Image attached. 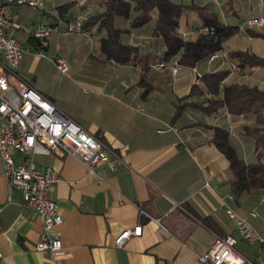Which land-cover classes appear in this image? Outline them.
I'll return each mask as SVG.
<instances>
[{"label": "crops", "instance_id": "0c3cea01", "mask_svg": "<svg viewBox=\"0 0 264 264\" xmlns=\"http://www.w3.org/2000/svg\"><path fill=\"white\" fill-rule=\"evenodd\" d=\"M173 1L184 5L177 31L185 39H195L201 25L192 4L208 6L223 23L239 26L221 50L194 67L179 65L175 74L167 66H149L143 72L139 64L109 59L100 48L106 32L96 23L85 27L87 34L63 30L67 20L79 18L83 22L103 12L104 0L48 1L52 9L47 12L54 18L50 23L60 25L48 45L55 76L44 78L46 72L36 60L39 54H31L33 51L23 55L17 74L102 139L123 161L115 169L100 163L89 173L72 154L35 156L37 165L53 166L60 174L50 195L63 217L55 228L62 250L49 255L36 250L42 221L33 207L25 205L20 190L9 188L0 157V264H205L197 254L212 244L215 233L236 234L234 221L225 213L226 204L264 231L257 220L263 214L264 191L238 196L232 192L229 161L211 141L213 129L207 126L226 128L238 155L254 162V140L241 131L244 124L254 122L253 117L231 115L224 107L207 114L190 105L173 117L177 98L187 95L192 84L204 91L200 77L205 72L228 69L225 82L264 87V66L237 71L231 68L235 61L227 54L243 49L264 56V38L246 31L252 28L264 33V0ZM134 15L116 19L121 28H128L122 41L143 53L161 54L166 47L162 37L154 33L155 15L141 26L130 27ZM249 19H261L263 24L251 26ZM21 33L28 38L20 30L16 33L19 40L17 34ZM56 56L68 60L67 73L56 68L52 60ZM28 73L31 81L24 78ZM204 96L206 93H194L186 101H199ZM14 158L21 161L23 156L15 153ZM253 209L256 216L249 214ZM204 216L212 220L214 228L201 221ZM136 223L142 224V233L117 246V234ZM253 248L251 258L257 259Z\"/></svg>", "mask_w": 264, "mask_h": 264}, {"label": "built area", "instance_id": "2783aa9c", "mask_svg": "<svg viewBox=\"0 0 264 264\" xmlns=\"http://www.w3.org/2000/svg\"><path fill=\"white\" fill-rule=\"evenodd\" d=\"M45 1L54 0H0V157L9 188L19 189L25 205L33 207L42 221L43 228L35 244L36 250L57 255L62 250V240L55 228L63 222V217L50 190L52 184L60 179V174L53 166L37 165L35 156L72 154L85 164L89 173H94V167L100 163L115 169L123 159L102 139L63 113L49 98L17 74L24 53L32 50L16 37V33L20 30L27 33L33 41L32 45L39 48L37 54L45 56L41 49L48 47L52 32L59 30L60 25L46 22L28 28L19 21V13L12 6H39ZM63 30L88 33L79 18L67 20ZM197 32L212 34L214 27L200 25ZM52 60L61 72L69 71L70 65L65 57L56 56ZM165 66L174 74L179 68L176 60L151 64L157 69ZM230 66L240 70L235 62H231ZM15 153L21 154L23 159L16 161ZM225 213L234 221L236 234L215 233L212 244L197 254L198 260L205 264H264V231L255 228L246 216L239 214L229 204H226ZM249 214L256 216L257 212L253 209ZM141 233L142 224L136 223L131 228L121 230L114 243L121 246L130 236ZM239 239L256 246L257 259L240 253L236 246Z\"/></svg>", "mask_w": 264, "mask_h": 264}, {"label": "trees", "instance_id": "16d2710c", "mask_svg": "<svg viewBox=\"0 0 264 264\" xmlns=\"http://www.w3.org/2000/svg\"><path fill=\"white\" fill-rule=\"evenodd\" d=\"M104 5L103 12L86 18L82 22L83 26L96 23L99 29L105 30L106 36L100 39V48L106 57L121 64H139L143 72L151 63H166L171 60H176L185 67H194L199 61L221 50L223 43L239 30V26L223 23L208 6L192 4L201 25L213 26L214 32L198 33L195 39H185L177 31L183 13L182 3L173 0H104ZM59 11L63 15L64 11ZM132 13L135 15L130 20V27L141 26L155 15L154 33L162 37L166 47L161 54L143 53L137 46L122 41L128 28H121L116 19H129ZM246 31L251 36L264 38L263 32L252 28H247ZM27 41L31 44L33 42L30 36ZM227 54L240 69L264 66V56L250 50L232 49ZM228 73V69L203 73L200 80L204 91L197 84H192L187 95L177 98L173 117L178 116L186 105L207 114L224 107L231 115L253 117L254 122L244 124L241 131L254 140V162H247L238 155L226 128L207 125L213 129L211 141L229 161L232 192L238 196L245 192L264 191V87L244 82H225ZM194 93H206V96L199 101H186ZM190 211L198 216L192 209ZM200 219L206 226L214 228L209 217Z\"/></svg>", "mask_w": 264, "mask_h": 264}, {"label": "rangeland", "instance_id": "374dc122", "mask_svg": "<svg viewBox=\"0 0 264 264\" xmlns=\"http://www.w3.org/2000/svg\"><path fill=\"white\" fill-rule=\"evenodd\" d=\"M15 9L19 13V21L23 25H25L26 27H29V28H35V27L39 26L42 23L52 22V20L54 19L53 16L48 14V12H47V11H50L52 9L51 8V3L48 2V1L43 2L39 6H29L27 4H21V5H17V7H15ZM248 24H250L251 26L262 25L263 21H261V19H249L248 20ZM55 32H58V30L53 31L52 35ZM17 35H19V38L23 41L25 46H28V47L31 48V50L33 51L31 54H33V53L36 54L38 52L39 48L37 46L34 47V45H32L31 43H28L27 39H25L26 35H24L22 33L21 34H17ZM52 35H51V37H52ZM235 40H237V39H235ZM240 45H242V44H240V43L237 44L238 47H240ZM41 50L43 51L44 55H46V56H39L38 55V59H36V60H38L37 61L38 65H39L40 68H42V71L44 70L46 72V76L44 75V78L45 79H50V78L55 76L54 71H52V69H51V65L53 63L49 59V57H51V54L48 51V47L42 48ZM24 54H30V53L26 52ZM32 56H34V55H32ZM31 76H32V74L28 73V74H25L24 78L26 80H30L31 81L32 80ZM261 208L262 209H261L260 212H262L263 214L260 215V217H258L257 220H258V223L260 225H264V210H263L264 209V204L261 206ZM255 228H257V227L255 226ZM260 231H262V230H260ZM237 246L239 247L240 253H242L244 255H247V256H250V257L254 256V252H253L254 248L253 247H256V246H252V245L248 244L245 241H241L239 244H237Z\"/></svg>", "mask_w": 264, "mask_h": 264}]
</instances>
